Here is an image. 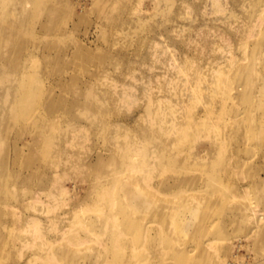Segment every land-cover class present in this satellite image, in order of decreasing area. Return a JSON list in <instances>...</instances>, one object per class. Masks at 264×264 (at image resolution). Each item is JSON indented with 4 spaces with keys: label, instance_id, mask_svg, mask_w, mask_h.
I'll list each match as a JSON object with an SVG mask.
<instances>
[{
    "label": "rangeland",
    "instance_id": "374dc122",
    "mask_svg": "<svg viewBox=\"0 0 264 264\" xmlns=\"http://www.w3.org/2000/svg\"><path fill=\"white\" fill-rule=\"evenodd\" d=\"M21 6L0 64L37 95L0 126V264H264V0H0Z\"/></svg>",
    "mask_w": 264,
    "mask_h": 264
},
{
    "label": "bare ground",
    "instance_id": "6f19581e",
    "mask_svg": "<svg viewBox=\"0 0 264 264\" xmlns=\"http://www.w3.org/2000/svg\"><path fill=\"white\" fill-rule=\"evenodd\" d=\"M5 8L6 7H4V10ZM24 8L22 9V6H21V9L16 7L14 8L12 14L9 13V11L0 12V58L3 59L6 63L12 62V59L14 60V57H12L13 52L21 45V43L18 40L22 39L21 32H20L21 29L19 27L16 28L14 26H10V24H8V23L18 24V22L20 21L14 20L10 16H14L15 14L17 15L18 12L20 11L27 12L26 6H24ZM42 11L46 15V20L45 22L41 23V29H44V30H41V32L43 31L51 32L53 28H56L55 27L56 19L57 17H59V14L61 15V13L56 9V7H54L51 4L48 7H45V9H43ZM70 14L72 16L80 15L79 11L77 10H72ZM24 21L25 19L23 20V22ZM25 29L28 30L29 27H25ZM33 30L34 29H31L30 31H33ZM46 42L47 44H45L44 42L43 43L44 47L42 46L40 47V49H43L42 55H43V60L45 61V63L46 62L50 63L51 60L46 56L47 50H52L55 47V44L53 45L51 41H46ZM10 44L11 46H15L12 52H10V49H9ZM59 53L61 52L59 51ZM51 58H56L57 60H59V63H61L62 66H66L69 68L74 67L75 69L78 67H82V64L91 58V53L87 49H85V47L79 46V47H76L75 49H72V50L70 49L69 52H67L66 54L57 53ZM5 67L6 66H3L0 64V126L8 125L11 130L14 127V124L16 122L15 120H18L21 118L22 124H27L30 122L29 121L30 116L26 118L22 115L25 113V111H29L33 109V105H35V101H36V99H34L33 97H36L37 92L36 94H34V91H28L29 89L23 87L29 82L26 83L27 81L25 80L20 82V80L17 78L6 76V74L3 73V71L5 70ZM54 80L55 81L52 84L53 85L57 84V86H60V87L65 86L67 83V77L65 75H60ZM52 105H53V95L49 94L47 99H45L44 101L45 109H47L48 112H50ZM9 119H11L14 122V124L11 123ZM112 125L119 126V124H116V123ZM129 134L130 133L128 132L126 133L125 136L129 137ZM223 135H224V131L222 130L219 131L218 136H220L221 140L224 139ZM39 142L41 144L46 142L45 137L40 136ZM27 146H29L28 143H27ZM100 156H102V154L98 155V159ZM112 157L113 156H111V158ZM116 179H120V178L119 177L111 178L109 180L112 181ZM165 184L167 185L166 182ZM65 191H66V187L62 186V192L64 193ZM139 201H140L139 204H142V201L141 200ZM250 216H252L251 218H253V220L255 219L254 220L255 227L256 228L260 227L261 225L260 220L264 219V216L262 214H258L254 208L251 210Z\"/></svg>",
    "mask_w": 264,
    "mask_h": 264
}]
</instances>
